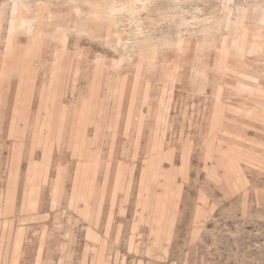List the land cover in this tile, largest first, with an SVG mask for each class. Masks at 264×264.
Here are the masks:
<instances>
[{
    "label": "rangeland",
    "instance_id": "obj_1",
    "mask_svg": "<svg viewBox=\"0 0 264 264\" xmlns=\"http://www.w3.org/2000/svg\"><path fill=\"white\" fill-rule=\"evenodd\" d=\"M0 264H264V0H0Z\"/></svg>",
    "mask_w": 264,
    "mask_h": 264
}]
</instances>
